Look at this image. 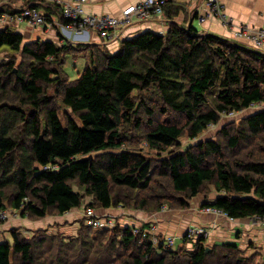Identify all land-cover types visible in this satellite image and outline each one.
<instances>
[{
    "label": "trees",
    "instance_id": "16d2710c",
    "mask_svg": "<svg viewBox=\"0 0 264 264\" xmlns=\"http://www.w3.org/2000/svg\"><path fill=\"white\" fill-rule=\"evenodd\" d=\"M25 39L0 28L7 54L0 59V213L9 205L37 218L52 209L60 215L86 197L94 209H183L213 185L218 195L203 208L233 219L264 217V108L225 130L227 143L193 142L223 115L264 103L263 53L171 22L165 34L122 39L115 53L94 47L70 80L63 59L73 45ZM58 101L74 118L63 121ZM135 137L157 156L139 151ZM183 137L191 143L171 149ZM95 233L83 226L73 237L37 239L15 229L12 241L0 242V264H208L214 254L216 264H249L237 245L208 250L203 237L182 252L157 247L131 226Z\"/></svg>",
    "mask_w": 264,
    "mask_h": 264
},
{
    "label": "rangeland",
    "instance_id": "374dc122",
    "mask_svg": "<svg viewBox=\"0 0 264 264\" xmlns=\"http://www.w3.org/2000/svg\"><path fill=\"white\" fill-rule=\"evenodd\" d=\"M9 1L11 2V6H13V7H12V9H8L6 11L4 8V5L6 4L5 0H0V15H1L0 16V28L10 27L13 31H17V32L24 34L25 37H27L25 39V41H28L27 40V39H29L28 37H31L32 39L34 38L33 41H35L36 38L43 33L42 32L43 29H45V30L51 29L48 23L47 24L33 25L27 21L25 22V21H22L18 18V14L20 13V11L25 9L27 6L36 7V6H33V4L35 5L34 0H29L28 4H25L24 6L23 5L21 6L19 4V2L16 3V0H9ZM35 1L39 2L38 5L40 4V2L44 3L46 1H50V2L54 3L59 8L60 15H61L59 19H54L52 17V14L49 13L50 17L52 18L49 21L54 22L53 29L57 31L58 38H52V37H48V38L54 39L59 45L66 43L68 45L74 46L75 49H73L71 51V53H69V54H64L65 59H63L65 61L64 67H65V70H66L70 80H75L76 78H78L79 74L84 70L85 65L89 62L90 54H91V51L94 47H99V48L105 47V48H108L110 50V48L108 46L110 44H112L113 42H116L113 39H107V38L102 37L100 35L101 31L99 29H97L98 26H96V25L90 26V25L85 24L81 28H77L74 25H71L70 22L67 19H65L64 15H63V9L57 3L58 2L57 0H40V1L35 0ZM90 1L91 0H87L86 4L83 6L85 13L88 15L95 16V17L102 19L103 16H105V17L106 16L116 17V18L121 17L123 14L124 8L126 9V7L128 5L138 3L141 0H138V1L133 2V3H129L128 5H126L123 8V10L121 11L120 14H110V13L93 14V13H89L86 9V6L88 5V3ZM170 1L171 0H167V2L164 5H162V10H161V12H159L160 14H153V15H151V16L147 17L146 19H143V20L132 21L130 25H127L121 29H123V30L127 29V28L129 29V28L134 27L137 24H142L144 22H149V21L162 23L160 21H162V18L166 13V8L169 5ZM203 1H204L206 8H207V11H206L207 13L200 14V13L196 12L194 14L195 16L193 15V18L196 19L199 24H204L205 22L210 20V17H208V15H207L208 11H209L208 7H210V5H209L210 0H203ZM219 1L221 2L219 4L221 13H218L219 16H216V19H218L222 23V25L226 26L228 29H230L232 31V36H233L232 40H236L238 42L247 41V42H250L251 44H254L256 47L263 49L264 48V26H261V27L252 26L248 23L236 24L235 21L233 20V18L225 13L224 4L222 3V1L221 0H219ZM36 8L38 11L42 12L47 17V13L44 12V10L42 8H38V7H36ZM5 14H8V16H10L11 18L10 19H8V18L2 19V17ZM187 18H188V14H186V19ZM171 22H176L180 26L186 27V28L193 26L192 22H190L186 26L181 25L180 23H178L179 21H178L177 16L168 18V20L166 22L167 26L170 27ZM159 25H161V24H159ZM121 29H117V32ZM147 30H150V29H147ZM196 30L201 34L208 33V32H200L198 29H196ZM137 31H139V30H137ZM166 32H167V30L164 32H158V33L165 34ZM91 33H97L98 36L102 39L101 42L98 43V42H95V40H91ZM215 34H217V33H215ZM217 35H220V34H217ZM54 36L56 37V35H54ZM220 36H222V35H220ZM45 37H47V36H45ZM119 37H120L119 40L126 38L124 32ZM45 39L46 40L39 38V40H41V41H47L48 40L47 38H45ZM33 41H31V42H33ZM243 44H245L247 47H249L251 49L259 51L258 50L259 48H252L246 43H243ZM259 52L264 54L263 51H259ZM6 55L7 54L5 51H1L0 52V59ZM16 56H20V55L16 54ZM20 60H22L21 57H17V63H20ZM50 92L54 93L53 88L50 90ZM57 107L59 109L60 116L63 119V121H65L66 117H69V116L74 118V115L71 113V111L69 109H66L63 105H61L59 101H58ZM262 108H264V103L255 104L252 107H250L246 110L240 111V112L232 113L229 115H223L217 124L210 125L200 135V137L193 142H197L201 139L207 140V139L212 138V139L218 140L222 143L223 142L227 143L223 137V132L227 129L233 128L234 126L238 125L246 117L250 116L251 114L255 113L256 111H258L259 109H262ZM166 118H167L166 116H159L157 120H161V119L164 120ZM168 118L172 119V118H174V115H170V116H168ZM144 125H145V127H147L146 123ZM135 139L137 141L141 140L139 143L137 142L139 151L143 150L144 153L150 157H156L157 156V153L148 149L147 145L143 142L142 138L135 137ZM191 141L192 140H190L189 138L183 137V138H181L180 144L177 146L173 145L171 149L184 150L185 147H187V145H189L191 143ZM74 187H75L74 188L75 190H79V187L77 185H75ZM213 191H214L213 185L208 186L207 189L205 190V192L209 193L208 195H210ZM126 194H129V195L131 194L132 196L137 195L135 192H130V191H126ZM200 195H203V194H200ZM143 196H144V194L140 193L139 198H141ZM88 201H90V199L86 197V199L84 200L85 212H82V210L79 209V210H76L74 212L64 214L63 217H59L61 215H59L54 209H52L48 215H46L45 217H41V218L32 217L30 215H23L21 212H19L18 214H13L12 210H10L11 209L10 206L8 205L6 208V218H4L2 220V223H1L2 225L0 224V242L4 241V240L12 241L11 234H8V235L4 234V232H6V230H4V229H6V228H12V230L17 229L19 232H21V234L23 236H25L27 238L35 237V238L39 239V238H42V236H44V234H45V236H46V234L47 235L56 234L59 236H65L67 238L73 237V236L77 235V233L80 231V229L83 226L85 228L90 227L94 232L96 231V233H99V232H102V231L108 230V229L111 230L112 228H114L116 226L121 227V228L125 227L124 224L119 223L120 222L119 218H121V216H124V215H118V217H117V215H115V214H110V216H106V217H105V214H99V215L96 214L97 216H95V217H97L99 219H103L104 222H110V223L107 227H104L102 229L91 227L88 223V220L86 219L87 217L86 218L83 217V216H86V210L89 208L88 207V205H89ZM152 202H153V200H150V204ZM133 203H135V201H134V199H131V197L125 198L124 204L132 206ZM122 208H124V207H122ZM124 209L130 211L129 215L130 214H139V213H143V212L151 213V212H147L143 209H135L134 207H130L128 209L124 208ZM167 209H171V208H169L165 205V206H162L160 208V210H158L157 212H152L151 214L159 213L160 211H162V210L165 211ZM202 211L209 213L208 210L202 209ZM211 212H215L219 215H223V216H226L227 218L234 220L233 218L227 216L223 212H220V211L216 212V211H212V210H211ZM129 217H131V216H129ZM75 218H77V219H75ZM73 222L74 223L78 222L77 228L75 230L73 228V231H72L70 227H69L70 229L66 228L67 226H69ZM4 223H6V225H4V226H6L5 228L3 227ZM145 224H147L148 226H147V228L143 229V226ZM14 225L19 226V227L15 228V227H13ZM131 227H133V228L136 227V228H140L141 230H146L147 235H148V238H146V239L151 240V241H153V239L157 238V237L162 239V238H165L167 236H174V235H165L164 236L163 234H159L158 232H160V231H159V227H157V224L152 223V222H148V221L146 223L143 221L140 224L133 225ZM19 228H20V230H19ZM199 230H205V234L201 235V236H197V237H189V235H188L189 232H197ZM207 236H208V230L205 227H201V226H193V227L189 228V230L187 231V234H186V237L190 240H193V241L197 240L199 237H203L205 239ZM174 237L176 238L177 236H174ZM177 243H180V240H178ZM153 244L156 245L157 247H159L160 245H163V244H155V243H153ZM176 246H177V244H175L173 246V248H176ZM185 247L188 248L191 246L188 243L185 245ZM254 251L253 252L251 251L248 254L241 251V253L238 254V257L245 259L249 264H262V263H264L263 256H262L261 252H259L258 249L254 250ZM182 252H185V251L183 250ZM111 255L113 256V253H111ZM111 255L108 257V259H111ZM215 255L216 254L208 256V264H216L218 258ZM232 257H236V256H234V254H232ZM104 258H105V256H103V259Z\"/></svg>",
    "mask_w": 264,
    "mask_h": 264
},
{
    "label": "crops",
    "instance_id": "0c3cea01",
    "mask_svg": "<svg viewBox=\"0 0 264 264\" xmlns=\"http://www.w3.org/2000/svg\"><path fill=\"white\" fill-rule=\"evenodd\" d=\"M136 1L138 0H91L86 6V9L89 13L93 14H120L127 4ZM221 1L224 4L225 13L231 16L236 24L248 23L252 26H264V0ZM18 2L21 6H24L27 3V0H16V3ZM5 3L6 4L4 5V8L6 11L8 9H12L13 6H11V2L9 0H5ZM41 8L46 12L51 13L54 19H59L61 16L59 8L50 1L44 2ZM206 11L207 8L203 0H171L166 8V13L163 16L162 21H160L162 23L152 21L144 22L142 24H137L129 29H122L120 30V34L124 32L125 37H130L138 32L147 29L154 30L156 32H164L169 29V26H167L166 24L168 18L177 16L179 21L178 23H180L181 25L186 26L190 22H192V25L200 32L217 33L224 37L232 39V31L226 26L222 25V23L218 19L210 17V20H208L204 24H199L197 20L193 18V15L196 12L204 14L207 13ZM186 14H188L187 19ZM42 32L43 33L39 35L36 40L39 38L46 40L45 38H47L49 41H55L54 39H50L48 37L58 38L57 31L53 28H51L50 30L43 29ZM54 35H56V37ZM28 38L29 39L27 40L30 42L34 39H32L31 37ZM91 40H95V42L99 43L102 39L98 36L97 33H91ZM120 42L121 40L117 39L116 42H113L108 46L112 53H115L119 50ZM241 43H246L252 48H259L247 41H241ZM258 50L264 52V48H259ZM217 195V192L214 190L208 196L198 195L197 197L193 198L187 208L167 209L165 211L162 210L159 213L154 214L143 212L139 214L129 215L130 211L125 210L122 207L95 209V212L97 215L105 214V217L110 216V214H115L117 215V217L118 215H124L119 218L120 222L118 221L119 223L124 224V226L138 225L143 221L145 223L147 221L156 223L157 227H159V234H163L164 236H177L175 243L177 244V246L176 248L172 247L173 249H183L187 251H193L196 246V240L193 241L186 237L189 228L193 226L205 227L208 230V236L204 239V243L208 250L218 244L231 243L237 245L238 248L246 254L258 249V251L261 252L264 260V223L261 222V220H259L257 217L232 220L215 212H203V205L206 202L213 201ZM79 209L82 210V212H85L84 204L81 207L74 208L64 214L74 212ZM64 214H60L61 216L59 217H63ZM83 217L86 218L87 216ZM4 225H6V223L3 224V227L5 228L6 226ZM77 225L78 222H73L66 228L70 227L73 231V228L75 230L77 228ZM13 227L18 228L19 226L14 225ZM4 230H6V232H4L5 235L11 234L12 232V228H6ZM178 240H180V243H177ZM188 243L191 247L186 248L185 245Z\"/></svg>",
    "mask_w": 264,
    "mask_h": 264
},
{
    "label": "built area",
    "instance_id": "2783aa9c",
    "mask_svg": "<svg viewBox=\"0 0 264 264\" xmlns=\"http://www.w3.org/2000/svg\"><path fill=\"white\" fill-rule=\"evenodd\" d=\"M58 4L63 9V15L71 25H74L77 28L82 26H98L97 29L101 31V36L107 39H113L117 41L120 37V30L117 32V29H121L127 25H130L132 21L143 20L153 14H160L162 10V5H164L167 0H141L138 3L128 5L126 9L124 8L123 14L121 17H108L103 16L102 19L91 16L85 13L83 6L86 4L87 0H57ZM220 1L219 0H210L209 2V11L208 17L216 18L219 16L218 13H221L220 10ZM222 6V5H221ZM223 7V6H222ZM153 12V13H152ZM155 12V13H154ZM1 16V15H0ZM10 19L11 17L8 14H5L2 19ZM18 18L22 21H27L33 25L39 24H49L50 28H53L54 22H50L45 14L38 11L36 7L27 6L25 9L21 10L18 14ZM122 30V29H121ZM242 38V37H241ZM203 210L216 211L215 208H202ZM13 214H18L19 211L12 210ZM221 212V211H220ZM86 216L90 226L95 228H104L109 225L110 222H104L103 219H99L95 216V210L93 208H88L86 210ZM6 218V210L0 213V220ZM264 223V217H257ZM135 234H140L142 239L148 238L147 231L141 230L140 228H133ZM205 234V230H199L197 232H189V237H197ZM151 241V240H150ZM152 243L163 244L165 247L171 248L176 243V238L174 236H167L165 238H154Z\"/></svg>",
    "mask_w": 264,
    "mask_h": 264
},
{
    "label": "water",
    "instance_id": "95a60500",
    "mask_svg": "<svg viewBox=\"0 0 264 264\" xmlns=\"http://www.w3.org/2000/svg\"><path fill=\"white\" fill-rule=\"evenodd\" d=\"M88 158H89V159L93 158V155H90Z\"/></svg>",
    "mask_w": 264,
    "mask_h": 264
},
{
    "label": "bare ground",
    "instance_id": "6f19581e",
    "mask_svg": "<svg viewBox=\"0 0 264 264\" xmlns=\"http://www.w3.org/2000/svg\"><path fill=\"white\" fill-rule=\"evenodd\" d=\"M221 3V2H220ZM128 5V4H127ZM209 8V7H208Z\"/></svg>",
    "mask_w": 264,
    "mask_h": 264
}]
</instances>
